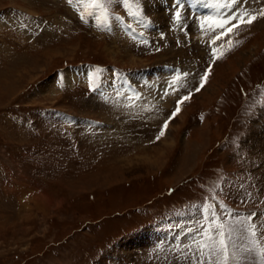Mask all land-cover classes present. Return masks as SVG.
I'll list each match as a JSON object with an SVG mask.
<instances>
[{"label": "rangeland", "instance_id": "rangeland-1", "mask_svg": "<svg viewBox=\"0 0 264 264\" xmlns=\"http://www.w3.org/2000/svg\"><path fill=\"white\" fill-rule=\"evenodd\" d=\"M155 1L0 0V264H264V16Z\"/></svg>", "mask_w": 264, "mask_h": 264}, {"label": "bare ground", "instance_id": "bare-ground-1", "mask_svg": "<svg viewBox=\"0 0 264 264\" xmlns=\"http://www.w3.org/2000/svg\"><path fill=\"white\" fill-rule=\"evenodd\" d=\"M176 1L180 2V6L178 8H183V9L186 8L184 6L185 4H188V2L192 3V0H190V1H188V0H156L154 2L153 6H152L153 10H157V11H155L156 13H153L155 15V17H156V20H157V18L160 17L159 15H160L161 12L162 13L165 12L164 14H167L166 15L167 16V20H168L167 22L169 23L168 24V30H169V28H172V27H174V29H177V30H182L183 27H187L189 30H193V33L197 32L199 30V28L201 30H208L210 33H214L217 29H219L218 26H213V25H212V28H210L209 27L210 24H203V25L199 26V24H198V20L199 19L197 20L193 16L194 15H200L201 10H205L206 9V10L211 11L212 16L217 19L219 17L217 15H220L222 17L223 16L225 17V16L228 15L229 17H231V15H234L237 12L238 13L241 12V14H243V12L259 13L260 8H264V0H218L219 1V5L216 8H214V9H210V8L213 7V5H209L210 8L204 7L202 5L198 9H196V7H193L194 9H190L189 8V11H188V9H186V15L182 18V22L178 24V23H175L173 20L172 21L170 20L171 19L170 16H171V14L173 15V11L175 10V9L172 10L173 2H176ZM204 1H205V3H210V2H212L214 0H204ZM165 2H167V4H169V5L166 4V6H165L164 5ZM164 6H165V8H164ZM258 7H259V9H257ZM169 13H171V14H169ZM175 17L177 18V15ZM192 17H193V19H192ZM261 18H262V16L258 15V18L255 20V22L256 21L259 22V20ZM156 20L154 22L155 23L154 25L156 26L155 29H161L162 31H164V30L167 31V29L162 28V25H164V24L167 25V22L162 21V20L161 21L159 20L160 22H156ZM195 20L197 22H195ZM162 22H165V23L162 24ZM149 30H153V29L149 28ZM205 33H207V32H205ZM158 35L162 36V35H165V34L163 32H161V31H159ZM263 128H262V130H263ZM162 143H165V142L162 141ZM169 143L167 142V144H169ZM171 144H172V142H171ZM145 158L143 159V161L147 162L148 159L147 158L145 159ZM149 161H150V159H149Z\"/></svg>", "mask_w": 264, "mask_h": 264}, {"label": "snow or ice", "instance_id": "snow-or-ice-1", "mask_svg": "<svg viewBox=\"0 0 264 264\" xmlns=\"http://www.w3.org/2000/svg\"><path fill=\"white\" fill-rule=\"evenodd\" d=\"M258 15L264 16V8H260L259 14L243 12V14L236 13L234 15H231V20L237 21V24L228 27L227 31L231 32L232 28L238 25H251L258 18ZM177 16H179V13H177ZM204 23H211L218 25L219 29L223 31L226 28V26L231 24V21L228 19L227 16L219 20L208 17L201 21L202 25ZM217 39H219V37H217ZM212 55L215 56V51H213ZM206 77H207V72L205 73V76L201 78L200 87L197 88L196 91H199L200 88H203L204 83L206 81ZM188 98H189L188 96H184L183 100H187ZM182 102L183 101L178 102L176 111L172 113L173 117H175V115L180 111L179 103ZM164 128L165 129L167 128V123H165ZM164 134H165L164 131L161 130L157 139L162 137ZM217 227H218V231L215 233H212L209 230L202 231L201 235L204 239L202 240V243L198 246V251L200 252L201 257H205L206 254L207 264H228L229 252H228L227 241L229 237L226 236L223 224H219ZM248 231L252 237L256 236L255 230L249 229ZM259 255L262 258V262H264V248L259 249ZM198 264H205V260L204 259L198 260Z\"/></svg>", "mask_w": 264, "mask_h": 264}, {"label": "built area", "instance_id": "built-area-1", "mask_svg": "<svg viewBox=\"0 0 264 264\" xmlns=\"http://www.w3.org/2000/svg\"><path fill=\"white\" fill-rule=\"evenodd\" d=\"M160 242H162V241H160ZM152 245H153V243H152ZM154 248H157V247H154Z\"/></svg>", "mask_w": 264, "mask_h": 264}]
</instances>
